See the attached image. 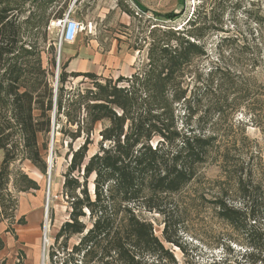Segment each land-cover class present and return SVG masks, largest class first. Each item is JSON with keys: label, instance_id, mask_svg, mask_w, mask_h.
Segmentation results:
<instances>
[{"label": "rangeland", "instance_id": "1", "mask_svg": "<svg viewBox=\"0 0 264 264\" xmlns=\"http://www.w3.org/2000/svg\"><path fill=\"white\" fill-rule=\"evenodd\" d=\"M74 1L12 0L22 24L24 48L32 52L30 79L23 84H35L46 101L49 95L54 97L58 73V88L63 85L62 72L69 90L76 85L90 87V78L136 88L135 79L142 75L144 79L159 76L166 86L165 102L154 81L138 90L155 96L153 104L163 102V111L172 121L174 114L180 132L193 129L213 139L205 161L196 166V177L173 196L184 246V250L174 247L179 264H252L245 233L264 230V0ZM72 6L73 16L86 28L68 46L61 44L60 30L52 20ZM172 12L178 14L175 20L162 17ZM188 42L197 46L187 61L169 63L163 46L180 53ZM64 47L80 52L81 59H65ZM34 114L39 116L40 110ZM95 126L90 154L101 139V123ZM57 130L48 214L49 174L21 157L9 167L5 194L11 208L0 223L5 243L0 264H42L43 254L47 258L56 233L68 219L63 183L71 144ZM51 133L38 135L47 164ZM82 141L78 138L73 148ZM3 155L0 150V168ZM221 200L237 212L238 226L219 213ZM150 218L163 239V217L155 213Z\"/></svg>", "mask_w": 264, "mask_h": 264}, {"label": "trees", "instance_id": "2", "mask_svg": "<svg viewBox=\"0 0 264 264\" xmlns=\"http://www.w3.org/2000/svg\"><path fill=\"white\" fill-rule=\"evenodd\" d=\"M15 9L12 0H0V150L4 153L0 223L11 208L5 194L11 163L26 158L47 172L38 135L52 131L50 112L55 99L51 94L45 101L35 84H23L30 79L28 58L32 52L24 48L22 24ZM162 17L175 20L178 14ZM188 44L180 53L164 45L168 62H186L197 46ZM65 78L62 72L56 127L71 144L63 183L70 211L49 247L46 264H179L174 247L184 250V246L173 196L196 177V166L205 161L213 139L193 129L180 132L175 128L173 112L172 121L161 107L166 101V86L159 76L158 80L142 75L135 79L139 84L136 88L120 87L110 79L102 82L90 78V87L76 85L70 90L65 87ZM151 82L161 88L163 102L159 100L157 105L149 91L138 90ZM36 109L40 110L39 116L34 114ZM98 123L101 139L97 150L90 154ZM80 137L83 143L74 149L72 144ZM218 203L222 217L238 226L237 212L222 200ZM155 213L163 217V239L150 218ZM245 236L251 248L247 253L251 263L264 264V230L253 234L247 229ZM4 246L0 236V251Z\"/></svg>", "mask_w": 264, "mask_h": 264}, {"label": "built area", "instance_id": "3", "mask_svg": "<svg viewBox=\"0 0 264 264\" xmlns=\"http://www.w3.org/2000/svg\"><path fill=\"white\" fill-rule=\"evenodd\" d=\"M74 10L72 6L68 12L52 20L53 26L60 30L61 44L74 43L85 31V23L73 16Z\"/></svg>", "mask_w": 264, "mask_h": 264}, {"label": "water", "instance_id": "4", "mask_svg": "<svg viewBox=\"0 0 264 264\" xmlns=\"http://www.w3.org/2000/svg\"><path fill=\"white\" fill-rule=\"evenodd\" d=\"M77 0H75L74 2H76ZM60 49H61V45H60V47H59V51H58V53H59V57H58V62H59V59H60V56H61V53H60ZM59 64V63H58ZM58 78H59V73L57 74V79H56V88H55V91H54V108H53V111H52V126H51V128H52V133H51V141H50V143H51V150H50V155H49V161H48V170H47V174H49V178H48V185H47V189H48V193H47V202H46V204H47V214H48V211H49V199H50V191H51V189H50V184H51V176H52V169H53V160H54V158H53V153H54V145H55V143H54V141H55V135H56V130H57V128H56V115H57V113H56V108H57V93H58V85H59V83H58ZM46 219H47V216H46ZM45 258H46V256H44V258H43V264H45Z\"/></svg>", "mask_w": 264, "mask_h": 264}, {"label": "crops", "instance_id": "5", "mask_svg": "<svg viewBox=\"0 0 264 264\" xmlns=\"http://www.w3.org/2000/svg\"><path fill=\"white\" fill-rule=\"evenodd\" d=\"M67 44H68V46H72L74 43H67ZM63 53H64V58L67 60L71 61V60H75V58H78L79 60L81 59L80 52H76V51L71 52L70 50H65V47H64Z\"/></svg>", "mask_w": 264, "mask_h": 264}, {"label": "bare ground", "instance_id": "6", "mask_svg": "<svg viewBox=\"0 0 264 264\" xmlns=\"http://www.w3.org/2000/svg\"><path fill=\"white\" fill-rule=\"evenodd\" d=\"M47 228H48V226L45 225V230H44V240H45V241L48 240ZM29 239H30V238H29ZM29 239H28V240H29ZM44 256H45V253L43 254V258H44ZM43 258H42V264H43Z\"/></svg>", "mask_w": 264, "mask_h": 264}]
</instances>
